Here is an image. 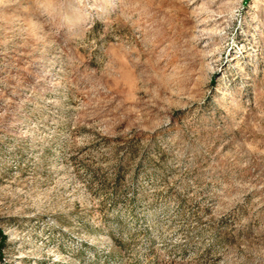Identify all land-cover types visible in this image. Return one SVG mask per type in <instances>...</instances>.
<instances>
[{"label":"rangeland","instance_id":"1","mask_svg":"<svg viewBox=\"0 0 264 264\" xmlns=\"http://www.w3.org/2000/svg\"><path fill=\"white\" fill-rule=\"evenodd\" d=\"M0 233V264H264V0H0Z\"/></svg>","mask_w":264,"mask_h":264},{"label":"trees","instance_id":"2","mask_svg":"<svg viewBox=\"0 0 264 264\" xmlns=\"http://www.w3.org/2000/svg\"><path fill=\"white\" fill-rule=\"evenodd\" d=\"M0 248L3 246V244H4V237H3V235L0 233Z\"/></svg>","mask_w":264,"mask_h":264}]
</instances>
